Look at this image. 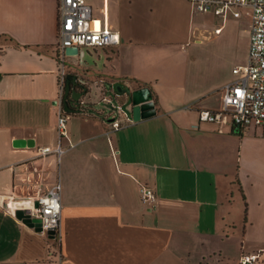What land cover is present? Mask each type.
I'll list each match as a JSON object with an SVG mask.
<instances>
[{"label":"crops","instance_id":"1","mask_svg":"<svg viewBox=\"0 0 264 264\" xmlns=\"http://www.w3.org/2000/svg\"><path fill=\"white\" fill-rule=\"evenodd\" d=\"M87 2L92 27L121 40L71 56L59 0H0V264H238L244 252L264 264V130L198 117L221 108L243 65V16L223 20L192 0ZM63 70L66 90L91 85V103L60 136ZM141 87L156 113H122L114 128L103 97L131 110L128 90ZM58 181L59 238L21 207ZM142 184L153 203L141 200Z\"/></svg>","mask_w":264,"mask_h":264},{"label":"built area","instance_id":"2","mask_svg":"<svg viewBox=\"0 0 264 264\" xmlns=\"http://www.w3.org/2000/svg\"><path fill=\"white\" fill-rule=\"evenodd\" d=\"M196 8L203 12H211L227 20L230 16L238 18L247 16L251 22L249 59L246 64L237 65L233 72L237 78L222 88V106L220 109L200 108L198 117L200 121L218 122L225 115L231 117V122L237 127L251 124L260 126L264 130V0H192ZM61 44L67 47L77 46L98 48L120 43L119 31L105 26L102 29L92 27V7L87 0H59ZM221 26L216 28L220 32ZM66 52V51H65ZM65 56V53H63ZM62 92L67 100L65 89L66 73L63 70ZM79 83V82H78ZM85 84V83H83ZM72 85V84H71ZM107 95V94H106ZM114 96V95H112ZM103 99H106L104 96ZM112 109L106 110L107 117L112 118L114 128L121 126L116 119L122 113L129 115L114 100H110ZM66 103V102H65ZM88 103V102H87ZM96 104L99 105V102ZM118 107V108H117ZM88 105L77 106V111L87 112ZM111 110H114L113 112ZM74 110L62 108L58 119L60 136L67 133V120ZM129 119H132L129 115ZM50 146L42 147V154L52 152ZM62 153V147L56 149ZM2 164L0 161V168ZM62 183L58 181L48 191L42 192L36 198L35 205H21L24 216L28 219H41L43 229L54 230L55 237H61V201ZM141 200L145 204L153 203L156 192L153 187L142 184L140 187ZM260 255L256 252H244L238 264H259Z\"/></svg>","mask_w":264,"mask_h":264},{"label":"water","instance_id":"3","mask_svg":"<svg viewBox=\"0 0 264 264\" xmlns=\"http://www.w3.org/2000/svg\"><path fill=\"white\" fill-rule=\"evenodd\" d=\"M66 53L73 56V55H80L83 52L81 49H79V47L73 46V47H67ZM75 83H78V82H75ZM70 90H71V84L67 86L66 95H68ZM120 90L122 93H124V89H120ZM128 92H129V104H131L132 109L128 110V108H125V105H122L121 108L125 112H127L129 115L132 112V117L134 121H139L141 119L148 118L156 113V109L154 108V101L152 100V94H151V90L149 87H141L133 91L128 90ZM33 221L36 222L40 226L37 229L39 230L43 229L41 226V219L36 218ZM49 233H51L52 236H55L54 230H49Z\"/></svg>","mask_w":264,"mask_h":264},{"label":"flooded vegetation","instance_id":"4","mask_svg":"<svg viewBox=\"0 0 264 264\" xmlns=\"http://www.w3.org/2000/svg\"><path fill=\"white\" fill-rule=\"evenodd\" d=\"M88 91H89L88 86L86 84L72 83L71 90L69 91L68 95H66L67 96V100L65 101L66 102V108H69L71 110H75V109H77V106L83 107V106L87 105L88 103L85 100V97H86ZM66 93H67V91H66ZM116 95H118V94H116ZM115 102L117 103L118 101L116 100ZM112 106H115V105L112 104ZM111 111L113 112L114 110H111Z\"/></svg>","mask_w":264,"mask_h":264},{"label":"rangeland","instance_id":"5","mask_svg":"<svg viewBox=\"0 0 264 264\" xmlns=\"http://www.w3.org/2000/svg\"><path fill=\"white\" fill-rule=\"evenodd\" d=\"M240 21H239V29L242 31V35H243V47H242V51H243V53H242V64H246L247 62H248V59H249V53H248V57H245V35H246V30H250V33H251V22H250V19L247 17V16H245V15H243V17H241L240 19H239ZM246 31V32H245ZM250 48V47H249ZM73 64V66L74 67H76L77 69H78V71H83V72H85L86 71V68H81V63H80V61H75L74 63H72ZM88 90H91V85L88 83ZM116 90H117V92L119 93V94H122V92H121V90H120V88H119V86H117L116 87ZM89 92V91H88ZM87 92V95H86V97H85V100L87 101V102H90L89 101V96H88V93ZM90 96L92 97V95L90 94ZM102 102L104 103L105 102V104L107 103L108 105L110 104L111 106H112V104L110 103V101H108L107 102V100L106 99H103L102 100ZM102 102H99V107H101V103ZM91 103V102H90ZM230 120H231V118H230ZM163 171V170H162ZM162 174V173H161ZM149 207V206H148Z\"/></svg>","mask_w":264,"mask_h":264}]
</instances>
